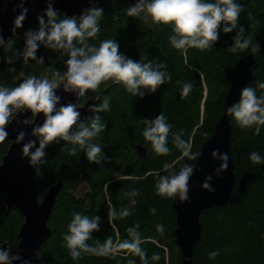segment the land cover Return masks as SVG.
<instances>
[{"label": "trees", "instance_id": "1", "mask_svg": "<svg viewBox=\"0 0 264 264\" xmlns=\"http://www.w3.org/2000/svg\"><path fill=\"white\" fill-rule=\"evenodd\" d=\"M236 2L243 6L239 24L245 28L246 35L251 37L253 43H260L264 38V0ZM129 6H132L130 0H109L97 6L103 8L104 16L99 22L100 32L88 42L99 46L103 40H116L119 51L136 62L167 65L166 71L171 74V80L155 93L145 92L143 98L133 95L116 82L107 89H104V82L97 91L88 90L81 96L80 104L96 96L98 101L95 106L101 105L105 98L110 101L109 110L90 114V117L99 115L101 123L107 126L91 141L101 146L107 160L103 165L89 163L84 149L65 141L50 144L46 149L47 163L37 171L40 201L60 180L62 187L49 221L52 236L40 250L39 264H129V261L143 264L141 258L131 250L119 247L116 249L118 255L82 254L80 258L73 259L63 237L77 212L90 218L99 216L101 230L94 232L93 238L101 242L111 238L114 243L118 237L119 245L129 239L127 230L139 224L138 231L142 241L140 247L146 252L147 264H167L165 250L145 241L154 238L160 243L161 236L170 250L173 264H181L174 236L176 215L172 199L156 195L155 183L158 180L157 173L167 174L165 164L179 171L183 164H190L195 168L197 160H189L183 156L182 151L173 143V134L183 130L182 139L191 143V152L200 151L204 142L213 136L222 116L225 97L230 89L229 75L238 61L250 54L255 55V65L253 81L248 87L255 88L258 96L264 93V89L257 87L258 83H264V56L259 57L250 48L236 53L227 51L235 31L227 34L221 31L218 42L210 49L177 50L169 41V37L174 34L171 25L157 24L150 18V23L145 22L142 14L129 17ZM63 17L64 15H60L58 18ZM9 45L6 61L11 60V63L7 62L8 72L0 70V86L12 88L21 82L11 75V69L25 78L31 75L40 78L48 72L54 78L56 70L61 73L66 71L65 61L68 56L61 51L42 45L44 54L51 63L46 68L38 60L24 64L14 55L19 50V40L16 37L10 40ZM193 81L202 88L205 83L208 91L203 122L200 120L202 95L191 102H187L186 96L182 95L183 85ZM216 85L218 86L214 87ZM215 92L218 93V98L212 103ZM212 105V116L207 117ZM161 112L172 126L168 137L170 151L167 155H157L150 142L143 137L145 125L142 120L154 119ZM230 121L233 125L231 152L236 184L228 207L214 208L201 215V241L195 250L194 264L264 263V163L255 164L249 159L252 152H258L264 157V125L260 126L257 134L256 126L241 128L233 117ZM138 146L146 148L144 158L138 155ZM9 147L8 142L2 145L0 165ZM71 147L77 148L76 156L69 155L67 149ZM63 166L65 171L62 170ZM122 177L125 179L119 180ZM81 184L87 185L88 191L84 196L78 197L76 193ZM133 190L139 195L130 196L129 193ZM4 198L0 194V246L7 244L13 252L19 244L18 236L24 218L16 210L9 212ZM153 208L156 209L155 214L151 212ZM110 209H114L117 214L128 209L131 214L123 218H110ZM157 225H163L162 232L157 230ZM88 243L93 244L94 240ZM213 251L219 252V255L210 259L209 253ZM153 256L158 259H153Z\"/></svg>", "mask_w": 264, "mask_h": 264}, {"label": "clouds", "instance_id": "2", "mask_svg": "<svg viewBox=\"0 0 264 264\" xmlns=\"http://www.w3.org/2000/svg\"><path fill=\"white\" fill-rule=\"evenodd\" d=\"M27 0H19L17 5L19 14L14 19L17 29L23 28L27 18L28 9L24 7ZM55 0H47V7L37 17L38 28L28 29L24 32V47L17 50L14 55L23 57L24 60L32 59L43 63L44 57H37L41 45L55 51L67 54L65 61L66 71L61 73L56 70L53 79L38 78L35 75L23 79L16 87L0 86V144L8 137V126L13 123L17 115L25 111L33 116H43L42 124L32 127L31 137L26 141L27 133L20 131L15 143L23 144L22 154L28 158L29 165L39 171L40 166L47 163L46 149L50 144L65 141L71 145H78L85 150V156L89 163L103 165L107 160L99 144L92 143L94 138L107 127L101 123V117L95 115L81 119V112L77 103H61V97L57 90L63 86L65 93H74L84 96L88 90L97 91L100 85L107 81L122 84L126 90L135 96L143 98L145 92L155 93L162 85L171 80V74L166 71L167 65L155 62H136L119 51L116 40L106 39L99 46L90 44V38H94L100 32V20L104 16V10L100 7H91L82 11L79 18L64 16L59 19L60 13L54 8ZM243 6L236 0H137L127 9L129 17L139 16L145 13V22L163 25H171L173 35L169 37L170 44L177 50L196 48L206 50L212 48L219 40L220 32L232 33L235 31L231 46L227 51L236 53L239 50L251 49L253 53L260 51L259 41L253 43L246 30L239 24V17ZM115 19V17H114ZM6 41L0 33V46ZM10 46V45H9ZM11 63V60L7 61ZM259 89H264V83H258ZM192 89L190 83H185L182 95L187 96ZM110 101L105 98L99 106L93 105L89 110L95 113L109 110ZM227 114L232 116L241 128L256 126L257 134L260 126L264 125V93L257 95L255 88L245 86L240 91V98L227 107ZM90 120V123L88 122ZM145 129L143 137L150 142L153 151L157 155H167L168 137L172 126L161 112L154 119L142 120ZM23 124L31 121L24 120ZM183 130L173 134V143L182 151L184 157L189 160H197L201 153L191 152V143L182 139ZM38 143V146H37ZM66 146V145H65ZM69 155L76 156L77 148L67 149ZM212 156L221 161L215 170L219 173L228 167V154L221 153L219 149L212 152ZM249 159L255 164L264 163V157L258 152L250 153ZM167 174L158 175L155 183L156 195L162 198L189 200V182L195 169L190 164H183L179 171L164 165ZM212 176L205 177L201 187L214 192L211 187ZM135 197L139 193L135 190L129 193ZM152 214L156 209H151ZM130 210L124 209L119 214L114 209L109 210L110 218H123L130 215ZM139 224L129 228V239L118 246L114 245L111 238L101 242L93 238L94 232H99L100 218H90L77 212L68 225V232L63 237L69 249L70 256L78 259L82 254L103 256L115 252L117 247L129 249L141 258L143 264H147L146 252L140 247L141 237L138 231ZM157 230L162 232L163 225H157ZM94 240L93 244L88 241ZM219 252L209 253L210 259H215ZM153 259L158 257L153 256ZM28 264L22 260L20 254H13L7 248H0V264ZM134 264V261H129Z\"/></svg>", "mask_w": 264, "mask_h": 264}, {"label": "water", "instance_id": "3", "mask_svg": "<svg viewBox=\"0 0 264 264\" xmlns=\"http://www.w3.org/2000/svg\"><path fill=\"white\" fill-rule=\"evenodd\" d=\"M109 0H55L54 8L61 15L79 18L82 11L97 7ZM131 5L137 3V0H130ZM19 0H0V33H2L6 44L0 46V70L8 72V63L6 61V50L9 42L15 36L24 34L28 29L36 30L38 28L37 17L44 12L47 7V0H27L24 7L28 9L27 18L23 23V28L17 29L14 25V19L19 14L17 5ZM24 47V42L20 44V49ZM259 57L264 56V38L260 42ZM37 57H44L46 68L50 67V61L44 54L43 47L39 48ZM24 64L32 59L24 60L18 57ZM255 65V55L250 54L240 59L228 77L230 89L225 97V105L219 123L215 128L213 136L204 142L197 159L195 172L189 182V200L186 202L172 199V206L176 215L175 221V240L180 249L181 264H194V254L201 241V223L200 217L205 211L214 208H226L229 206L236 184L235 166L232 159L231 139L233 135V125L231 117L227 114V107L238 102L240 91L253 81V67ZM21 77L18 81H22ZM57 95L61 97V103H77L81 96L74 93H65L63 86L57 90ZM97 98L93 97L83 106L79 107L81 119L90 117L92 111L89 109L96 105ZM32 119V120H31ZM29 120L31 123L23 124L22 121ZM43 116L35 117L31 112H23L17 115L13 123L8 128V137L4 143H10L9 150L3 156L0 165V194L4 195L5 207L10 212L16 210L24 218V223L18 236V247L13 254H20L22 260L28 261V264H39V253L44 244L52 236V230L49 221L52 216L53 208L62 187V181L53 185L45 194L42 201L39 199V187L37 180V170L29 165L28 158L22 154L23 144L15 143L17 134L20 131L27 133L28 139L31 137L32 127L35 124H42ZM0 144V152L2 145ZM38 146V143H37ZM219 149L221 153L228 154V167L217 173L215 170L220 166L221 161L212 156L214 150ZM141 158L146 156V148L138 146L136 148ZM63 171L65 167L63 166ZM212 176L211 187L214 192H209L201 187L205 177ZM7 248V244L0 246ZM19 264V262H17ZM264 264V263H263Z\"/></svg>", "mask_w": 264, "mask_h": 264}, {"label": "rangeland", "instance_id": "4", "mask_svg": "<svg viewBox=\"0 0 264 264\" xmlns=\"http://www.w3.org/2000/svg\"><path fill=\"white\" fill-rule=\"evenodd\" d=\"M143 16L145 15V13H141ZM148 23H150V19L148 20ZM18 40H19V49H20V44L21 43H23L24 42V34L22 33V34H20L19 36H15ZM13 39V38H12ZM194 69V68H193ZM194 71H196V72H198V73H200L201 74V72L200 71H198L197 69H194ZM10 73H11V75H13L14 77H15V79L16 80H18V79H20L21 77H22V75L19 73V72H17L16 70H14V69H11V71H10ZM201 77H202V80H204V78H203V76L201 75ZM40 78H47V79H53L50 75H49V72L46 74V75H44V76H42V77H40ZM115 82L114 81H107L106 82V84H105V87H104V89H107L109 86H111L112 84H114ZM191 85H192V89H191V91H190V93L186 96V100H187V102H191L192 100H195V98L196 97H199V96H201L202 95V97H203V101H202V103H201V111H200V120H201V122H203V120H204V117H205V109H204V103L206 102L205 101V99H206V97H207V94H208V91H207V87H206V85H205V83L203 84V88L202 87H200V86H198V85H196V82H191L190 83ZM218 85H216V86H214V87H217ZM96 98H97V101H98V97L96 96ZM217 98H218V93L217 92H215V94H214V98H213V100H212V103H215L216 101H217ZM80 101V100H79ZM85 104V103H84ZM84 104H80L79 103V105L80 106H83ZM213 105H212V107H211V112L209 113V114H207V117H211L212 116V111H213ZM32 120V119H31ZM192 147V146H191ZM191 150V149H190ZM121 179H125V178H120L119 180H121ZM108 186V185H107ZM107 186H106V188H107ZM105 188V189H106ZM88 191V187H87V185H85V184H81L80 186H79V189H78V191H77V193H76V195L78 196V197H82V196H84L85 194H86V192ZM105 195H106V197H107V200L109 199L108 198V194H107V191L105 192ZM112 224V223H111ZM162 238H160V243H159V240H157V239H154V238H152V239H148V240H145V241H148V242H151V243H154V244H156V245H159L160 247H162L164 250H165V253H166V262H167V264H173V259L171 258V256H170V250H169V248L164 244V237L163 236H161ZM118 243H119V239H118V237H117V239L115 240V242L113 243L114 245H117L118 246ZM141 243H142V241H141ZM179 251H180V249H179ZM112 254L113 255H118V252L117 251H115V252H112ZM234 264H238L237 262H235Z\"/></svg>", "mask_w": 264, "mask_h": 264}]
</instances>
